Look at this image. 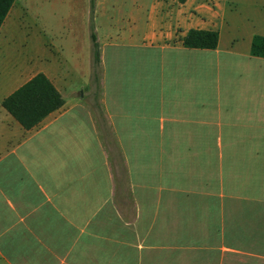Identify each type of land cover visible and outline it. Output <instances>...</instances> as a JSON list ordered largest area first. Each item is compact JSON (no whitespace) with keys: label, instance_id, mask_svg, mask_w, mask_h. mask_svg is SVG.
Returning <instances> with one entry per match:
<instances>
[{"label":"crops","instance_id":"0c3cea01","mask_svg":"<svg viewBox=\"0 0 264 264\" xmlns=\"http://www.w3.org/2000/svg\"><path fill=\"white\" fill-rule=\"evenodd\" d=\"M39 1L0 29V264H264V0H133L97 26L92 104L46 61L4 70L65 27V1ZM229 1L253 3L246 24ZM191 30L218 47L186 48ZM38 74L65 104L25 130L2 104Z\"/></svg>","mask_w":264,"mask_h":264},{"label":"rangeland","instance_id":"374dc122","mask_svg":"<svg viewBox=\"0 0 264 264\" xmlns=\"http://www.w3.org/2000/svg\"><path fill=\"white\" fill-rule=\"evenodd\" d=\"M64 5L68 7L67 15L64 18L65 27L60 30L47 31L42 34L44 44L38 49L26 47L18 51L20 58H12L3 65L4 70L11 71L15 65L21 61H31L34 65H41L40 62L46 61L51 64L56 71L64 75L69 82L74 84L76 92L84 94L86 102L92 104L95 88L94 72L95 64L93 57V48L91 33L97 32V26L102 32H108L113 28H124L127 26V19L130 13L138 14L137 7H133V0H98L99 21L97 23L96 11L92 12L91 0H64ZM144 5L150 4L152 0H140ZM54 2V0L52 1ZM229 12L227 22H238V25L246 24L245 16L248 10H252L251 1H229ZM39 5L45 7L49 5V0H40ZM146 8V7H145ZM145 8L143 11L145 13ZM45 16V11L41 12ZM38 16L37 13H35ZM242 18V19H241ZM37 22H40L36 19ZM142 27V21L138 23ZM6 61V60H5ZM16 61V62H11ZM2 67V66H1ZM101 74V69L96 67V74Z\"/></svg>","mask_w":264,"mask_h":264},{"label":"trees","instance_id":"16d2710c","mask_svg":"<svg viewBox=\"0 0 264 264\" xmlns=\"http://www.w3.org/2000/svg\"><path fill=\"white\" fill-rule=\"evenodd\" d=\"M15 0H0V29L3 26ZM92 12L96 0H91ZM91 41L95 64L94 81L97 83L96 67L100 66V45L96 31L92 30ZM189 49H216L219 44V33L215 31L191 30L183 40ZM251 54L264 58V36H255L252 42ZM65 100L59 90L45 74H38L24 84L3 102V108L25 130H31L42 123L49 115L60 110Z\"/></svg>","mask_w":264,"mask_h":264}]
</instances>
